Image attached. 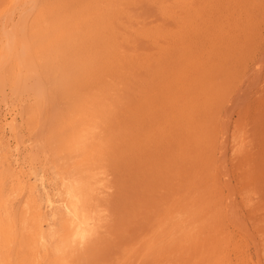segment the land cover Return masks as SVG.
<instances>
[{
    "label": "rangeland",
    "instance_id": "374dc122",
    "mask_svg": "<svg viewBox=\"0 0 264 264\" xmlns=\"http://www.w3.org/2000/svg\"><path fill=\"white\" fill-rule=\"evenodd\" d=\"M0 178V264H264V0H0Z\"/></svg>",
    "mask_w": 264,
    "mask_h": 264
},
{
    "label": "bare ground",
    "instance_id": "6f19581e",
    "mask_svg": "<svg viewBox=\"0 0 264 264\" xmlns=\"http://www.w3.org/2000/svg\"><path fill=\"white\" fill-rule=\"evenodd\" d=\"M11 14V13H10ZM14 17V16H13ZM11 18V17H10ZM12 20V19H11ZM16 21V20H15ZM11 23H12V21H11ZM19 25V24H18ZM17 25V26H18ZM13 26V25H12ZM8 28V27H7ZM24 28V27H23ZM16 30H17V28H16ZM9 35V36H8ZM11 38V37H13V38H15V39H17L15 36H13V35H11V34H8L7 33V35H6V38L8 39V38ZM9 38V39H10ZM18 41V40H17ZM20 41V40H19ZM21 45V44H20ZM7 46H5L4 48H6ZM12 48H14V50H15V47L13 46V45H11L9 48H7V49H10V55H12V53L14 54V50L12 49ZM17 51H19V49L17 50ZM27 53H29V48H28V46L27 45H24L23 47H21V52H19V54L17 55V58L18 59H20V60H27L26 58H27V56H28V54ZM16 54V53H15ZM30 55V54H29ZM13 57H15V56H13ZM20 60H19V63H20ZM5 61V60H4ZM11 61H13V60H11ZM28 61V60H27ZM23 63V62H22ZM6 64V63H5ZM5 64H2V66L5 68L6 66H5ZM29 64V63H28ZM25 70L23 71V74H24V76H25ZM23 80V79H22ZM25 81V80H24ZM27 81V80H26ZM24 83V82H23ZM22 83V84H23ZM28 84V83H27ZM18 85V84H17ZM20 85V84H19ZM36 85V84H35ZM35 85H33V86H35ZM42 85V84H41ZM40 86V85H39ZM39 86H37L36 85V87L35 88H33L34 90H35V94H36V96H38V97H41L43 94H44V92L40 89V87ZM15 87H16V85H15ZM19 87V86H18ZM39 87V90H37L36 88H38ZM47 89V88H46ZM34 90H33V92H34ZM37 90V91H36ZM43 94H42V93ZM47 93V92H46ZM41 95V96H40ZM37 101V100H36ZM45 102V101H44ZM41 136V135H40ZM39 136V137H40ZM39 142V141H38ZM44 143V142H43ZM33 144V143H32ZM37 144V143H36ZM46 145V144H45ZM35 146V145H34ZM36 147V146H35ZM35 147H34V150H36L35 149ZM43 148H45V147H43ZM46 149V148H45ZM41 150V149H40ZM43 151H45V150H42V153H43ZM47 151V150H46ZM36 152V151H35ZM41 152V151H40ZM34 154V153H33ZM40 154V153H39ZM44 155H45V153H44ZM46 156H47V153H46ZM35 159V158H34ZM40 161V160H39ZM1 179V178H0ZM43 186H44V184H43ZM70 194V193H69ZM51 198V197H50ZM55 199V198H54ZM51 200V199H50ZM49 200V201H50ZM58 200H60V199H58ZM69 200V199H68ZM73 200V196H72V194H71V201ZM29 202V201H28ZM74 205V204H73ZM27 207H28V205H27ZM47 207V206H46ZM65 207H66V205H65ZM54 208V207H53ZM67 208H68V210L74 215V217H76V218H78L77 220H78V223H77V227H76V229H75V232H74V237L76 238V239H78V238H80L79 240H81V237H80V235H82V237H84L85 235H86V232H87V226H86V224H87V220H86V218L84 217V215L82 214H79L78 212H76L74 209H73V207H72V205H67ZM66 208V209H67ZM27 210H28V208H27ZM15 211V210H14ZM73 218V217H72ZM61 225V224H60ZM15 233V232H14ZM63 236V235H62ZM13 241V240H12ZM83 242H84V239L82 240ZM76 243V242H75ZM79 249V248H78ZM76 253V252H75ZM13 254H14V252H13ZM74 255V254H73ZM69 259V258H68ZM5 263V262H4Z\"/></svg>",
    "mask_w": 264,
    "mask_h": 264
}]
</instances>
